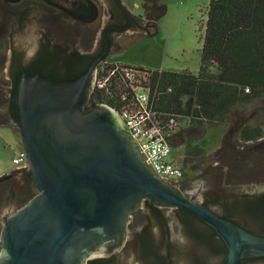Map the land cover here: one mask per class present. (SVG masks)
I'll return each mask as SVG.
<instances>
[{
    "label": "water",
    "instance_id": "obj_1",
    "mask_svg": "<svg viewBox=\"0 0 264 264\" xmlns=\"http://www.w3.org/2000/svg\"><path fill=\"white\" fill-rule=\"evenodd\" d=\"M106 32L102 53L77 79L32 76L18 82L13 95L17 128L38 193L4 227L0 264H86L92 246L87 243L94 237L101 239L102 254L108 251L103 241L113 238L116 247L121 245L126 221L119 217L145 198L184 209L208 224L227 247L222 264L264 257L263 236L222 218L158 175L118 111L107 104L84 110L109 53Z\"/></svg>",
    "mask_w": 264,
    "mask_h": 264
},
{
    "label": "flooded vegetation",
    "instance_id": "obj_2",
    "mask_svg": "<svg viewBox=\"0 0 264 264\" xmlns=\"http://www.w3.org/2000/svg\"><path fill=\"white\" fill-rule=\"evenodd\" d=\"M121 1L126 5L125 0ZM100 7L104 19L101 21L98 49L88 52L91 27L100 19ZM138 16L133 14L129 18L115 0H0V93L5 94L3 100L6 104L0 116H6L4 119L7 120L3 126L11 127L15 134L19 132L8 104L16 78H78L89 67L87 62L90 57L95 59L102 53V32L107 30L111 47L113 41L119 42L118 37L125 32L118 28L128 23V30L142 26L143 17ZM30 45L33 46L32 52L27 53L26 48ZM97 73L98 70L96 78ZM3 78L6 81L2 82ZM101 102L94 98L93 91L84 110L105 104ZM18 144L19 150L23 149L22 140H18ZM262 162L264 157L260 153L257 167ZM257 175L263 176L264 173L256 170L253 176ZM5 176L0 179V253L3 230L8 220L38 193L29 167H15ZM188 176L184 172L180 179H164L185 196L199 201L195 194L189 192L191 183ZM244 181L252 182L251 179ZM211 185L216 187L217 183L211 181ZM260 188L262 185L254 187L253 194H244L243 197L251 199L248 203H221L220 200L224 199L221 192L219 203H213L209 197L199 202L222 218L264 237V188ZM6 205H12L11 212L4 213ZM119 218L126 221L121 245L116 247L113 238L103 241L108 251L102 254L98 251L101 239L94 237L92 242L87 243L92 246L87 252L86 264H122L127 257V264H222L227 252L223 240L208 224L168 203L145 198ZM249 263L264 264V257L245 259L240 264Z\"/></svg>",
    "mask_w": 264,
    "mask_h": 264
},
{
    "label": "trees",
    "instance_id": "obj_3",
    "mask_svg": "<svg viewBox=\"0 0 264 264\" xmlns=\"http://www.w3.org/2000/svg\"><path fill=\"white\" fill-rule=\"evenodd\" d=\"M154 1L152 4L156 8ZM162 13V7H157L149 18L157 23ZM204 28L197 73L143 69L106 58L98 67L97 77L116 68L117 71L105 89L94 88V98L120 113L127 107H133L131 83L124 78L122 71L129 69L133 79L138 80L135 84L150 89L153 109L168 134L171 147L179 135L184 137L187 133V141L184 139L180 145H196L194 129L226 126L227 135L233 140L228 143L232 148L226 150L220 159L221 168L229 167L228 178L247 172L252 175V170L258 165L259 154L264 157V120L259 115L264 114V0H210ZM93 59L90 57L88 66ZM19 80L13 81L8 103L15 122L17 109L13 95ZM53 80L68 81L69 78ZM259 101L263 104L262 111L255 108ZM171 119L175 121L173 128L169 127ZM184 120H188L189 127H181ZM192 161L191 156H185L183 168H180L184 171ZM208 170H212L214 183L223 177L219 168L207 166L205 171ZM247 201L251 199L236 196L231 200L224 198L221 203Z\"/></svg>",
    "mask_w": 264,
    "mask_h": 264
},
{
    "label": "rangeland",
    "instance_id": "obj_4",
    "mask_svg": "<svg viewBox=\"0 0 264 264\" xmlns=\"http://www.w3.org/2000/svg\"><path fill=\"white\" fill-rule=\"evenodd\" d=\"M125 1L127 7L133 14L143 15L145 13L147 0ZM209 1H154L156 8L162 7L163 10L158 22H153L152 24L157 26L159 23L158 32L153 36H147L143 34L145 31L139 27L125 31L118 37L119 42L115 40L116 42L113 41L111 47L109 46L107 59L143 69L166 71L188 70L197 73L200 68L201 47L205 31L204 24L206 22V10ZM135 5H138V7H135ZM100 9V19L91 27V45L88 43V52L98 49L100 30L103 25L101 21L104 19L102 16V8L100 7ZM149 29L153 28L150 27ZM149 32L153 33L152 30H149ZM22 44H24L23 41ZM26 49L27 53H31L33 46L30 45ZM4 81H6L5 78H3L2 82ZM4 96L5 94L0 93V111H3L6 107L3 100ZM262 106L263 104L259 101L255 105V108L257 111H262ZM259 115L260 119L264 120V114ZM4 117L6 116H0V179L15 168L13 158L19 150L18 140L21 142L19 132L15 131L18 134L16 135L11 127L3 126L7 124V120ZM181 125H184L181 127H189L188 120L182 121ZM192 131L194 132L196 145H180L182 141H187L186 136L189 133L184 134V137L183 134L179 135L173 143L174 147H172L169 160L183 168L182 163L184 157L191 156L193 158V161L184 169V172L190 178L191 188L189 192L195 194L199 201H202L205 197H209L210 200H213V203H219L220 192L224 198L231 200L236 196H244L246 193L248 195L253 194L254 187L256 186L259 187L262 185L260 189L264 188V175L253 176L256 170L259 173H264V162L260 164L261 166L252 170V175L241 173L228 178L229 167L221 168L222 163L220 159L225 155L226 150L230 149L231 146L228 143L233 140L232 137H228V128L226 126L220 127L219 129L205 127L204 129H194ZM205 166L219 168L223 174V177L217 181L216 187L213 185L210 186V182L213 181L211 178V171L213 169L206 172ZM244 179H251L252 182L248 183ZM11 210L12 205H6L4 207V213H9ZM128 260L129 257L126 258V261H122V264H127Z\"/></svg>",
    "mask_w": 264,
    "mask_h": 264
},
{
    "label": "built area",
    "instance_id": "obj_5",
    "mask_svg": "<svg viewBox=\"0 0 264 264\" xmlns=\"http://www.w3.org/2000/svg\"><path fill=\"white\" fill-rule=\"evenodd\" d=\"M116 71L117 68L110 73L95 78L94 87L105 89ZM122 71L124 78L128 79L131 83L129 88L134 93L133 98L135 104L133 107H127L121 113H118L132 137L138 143L140 151L145 157L148 165L163 178H182L184 171L169 160L172 147L167 140L168 134L161 125L157 112L153 109L150 89L135 84L138 83V80L136 81L133 79L131 70L122 69ZM174 124V119H171L169 127L173 128ZM13 165L16 168L29 167L27 153L24 149L18 150L13 158Z\"/></svg>",
    "mask_w": 264,
    "mask_h": 264
},
{
    "label": "crops",
    "instance_id": "obj_6",
    "mask_svg": "<svg viewBox=\"0 0 264 264\" xmlns=\"http://www.w3.org/2000/svg\"><path fill=\"white\" fill-rule=\"evenodd\" d=\"M128 1H131V0H128ZM152 2H153V0H147L146 6H145V13L143 15H139V16H143V20H142L143 25H142L141 29H143V31H145L143 34H145L147 36H153L158 32L157 26L152 25L154 20H152V18H149L150 13L155 14V12H156V8L152 4ZM135 7H138V5H136ZM151 21H152V23H151ZM158 25H159V23H158ZM150 27L153 29H149ZM149 30H152L154 34L149 32ZM146 33H148V34H146Z\"/></svg>",
    "mask_w": 264,
    "mask_h": 264
}]
</instances>
